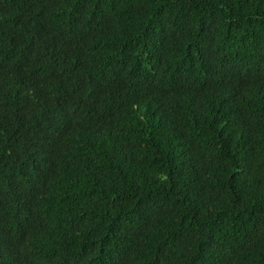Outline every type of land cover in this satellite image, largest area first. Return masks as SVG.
Returning a JSON list of instances; mask_svg holds the SVG:
<instances>
[{
    "label": "trees",
    "instance_id": "trees-1",
    "mask_svg": "<svg viewBox=\"0 0 264 264\" xmlns=\"http://www.w3.org/2000/svg\"><path fill=\"white\" fill-rule=\"evenodd\" d=\"M0 264H264V0H0Z\"/></svg>",
    "mask_w": 264,
    "mask_h": 264
}]
</instances>
